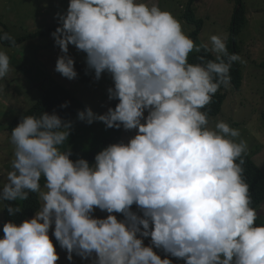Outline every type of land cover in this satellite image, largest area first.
Listing matches in <instances>:
<instances>
[{
    "label": "clouds",
    "instance_id": "1",
    "mask_svg": "<svg viewBox=\"0 0 264 264\" xmlns=\"http://www.w3.org/2000/svg\"><path fill=\"white\" fill-rule=\"evenodd\" d=\"M57 18L52 36L63 55L55 71L78 77L73 45L87 54L86 73L94 71L96 81L110 75L108 99L119 101L103 115L79 111L78 120L136 134L104 148L90 165L61 151L72 122L56 113L24 116L11 131L14 158L0 201L38 193L43 203L33 218L4 224L0 264H57L53 225L70 262L75 254L91 264H173L155 248L185 264H264V226L256 225L244 177L248 143L225 121L209 127L204 111L221 86L231 87L233 63H246L228 51L227 34L197 44L171 12L143 0H70ZM0 41L16 42L8 32ZM202 50L215 60L201 55L190 63V53ZM10 70L0 50V79ZM96 209L106 218H96ZM6 210L21 213L12 203Z\"/></svg>",
    "mask_w": 264,
    "mask_h": 264
},
{
    "label": "rangeland",
    "instance_id": "2",
    "mask_svg": "<svg viewBox=\"0 0 264 264\" xmlns=\"http://www.w3.org/2000/svg\"><path fill=\"white\" fill-rule=\"evenodd\" d=\"M70 0H0V32L5 30L15 40L24 41L15 46H8L0 41V50L10 57V72L0 79V188L7 182V174L11 171V160L14 158V145L7 128L14 118L28 110L37 100L53 86L61 85L78 98L85 110L91 108L97 115H103L112 108L115 100L109 101L107 89L114 87L108 73L96 81L94 71L85 76L69 80L55 71L57 59L63 55L55 44L49 29L60 27L57 14L67 12ZM151 6L158 4L162 10L171 12L183 25L186 35L194 27L182 17L189 0H143ZM246 11V23L238 36L239 55L246 63H240L242 86L240 90L227 89V98L219 116L209 121L214 128L218 121H225L231 127L239 129L241 136L248 143V155L264 172V0H242ZM238 0H194L192 9L197 19L203 21V29L199 36L201 42H208L211 35L227 34L235 10L239 8ZM33 33H46V36L30 38ZM27 37V38H26ZM214 56L215 54L212 53ZM69 55L75 60L76 71L86 67L87 54L75 46H69ZM147 115V113H145ZM72 132L86 134L87 146L94 147L97 139L106 137L107 126L101 121L91 125L78 120L72 124ZM136 134V130L123 129L121 142L127 143ZM95 163V162H94ZM93 163V164H94ZM42 190H46L43 189ZM40 199V198H39ZM41 201V200H40ZM41 201V206H42ZM5 204L0 201V230L4 219ZM139 215L138 208L134 210ZM258 218L264 222V202L257 208ZM117 217L121 214L114 213ZM107 212L96 209V218H106ZM31 219V218H29ZM50 230V238L57 241ZM145 246H150L151 239H144ZM161 258H170L173 264H185V261L171 257L161 249H155ZM60 260L57 264H91V260H82L73 254V261L67 259V252L57 249ZM95 255V254H94Z\"/></svg>",
    "mask_w": 264,
    "mask_h": 264
},
{
    "label": "trees",
    "instance_id": "3",
    "mask_svg": "<svg viewBox=\"0 0 264 264\" xmlns=\"http://www.w3.org/2000/svg\"><path fill=\"white\" fill-rule=\"evenodd\" d=\"M194 3V0H189L188 6L183 13L182 17L183 19L191 26L194 27V30L188 35L190 38H192L197 44H200L201 41L199 39V36L203 29V21L200 19H197L195 16V13L192 9V4ZM239 8L235 10V13L232 17V22L230 24L229 29V36L226 41L228 51L230 53H236L239 54V45H238V36L242 31V28L245 26L246 23V11L244 9V6L242 4V0H238ZM56 27H53L52 29H49L48 33L51 34ZM4 32H7L6 30ZM46 33H33L30 35V38H35L38 36H46ZM27 38V37H26ZM25 38L15 40V44H11L9 41H4L8 46H15L16 44L24 41ZM205 56L208 60H215V56L211 52L205 53L203 50L200 53L192 52L189 55V62L196 64L200 63V61L197 59L198 56ZM86 67H81L77 70L79 73L80 79L85 80V76L87 74H90V72L86 73ZM231 75V87L235 90H240L242 86V73L240 64L238 62H234L233 66L230 70ZM227 89L221 86L220 90L215 94L213 97V102L207 106L204 111H209V121L212 118H215L220 115L222 111L223 104L227 98ZM70 102V103H68ZM65 103H68V107L64 108L61 107ZM119 103L118 100H115L112 104V108L114 109L116 105ZM85 110V106L83 103L76 98L70 90L67 88L56 85L50 88L49 90L45 91L44 94L37 100L35 104H33L28 110L24 111L22 114L17 116L13 119V121L8 126L7 130L9 134L11 135V131L18 126V124L21 122L22 118L24 116H37L39 117L42 113L47 112L48 114L56 113L59 115L62 120L65 122H72V124L76 121L78 117V112ZM262 120L264 121V112L262 113ZM123 134V128L121 127L119 130L115 128H107L106 129V137L102 139H97L96 145L94 147L87 146V140H86V134L81 133L79 131L72 132V129L70 131L69 140L66 141L61 146V151H69L71 150L72 155L70 159L73 161H76L77 159L83 158L86 159L90 165L95 162V156L102 151L104 148L108 147L111 144L120 143L121 137ZM243 159L245 160V164L243 165L245 171H244V177L246 182L250 186V194L252 198V205L255 210L264 202V172L259 168V166L254 162V160L246 154ZM44 179H41V186L43 188L44 185ZM9 203H12L13 206H19L21 209V213L16 214V216H11L7 210L6 207ZM5 204V211H4V219L3 224L0 230V239L4 237L3 233V226L6 222L13 221L17 224H20L25 219L33 218L36 211H38L41 208V201L39 199L38 193H30L29 199L26 201H15V202H7L4 201ZM137 208L136 205L132 206V211H134ZM118 219H124L123 215L121 214ZM257 226H264V222L260 220L259 218L256 221ZM54 246L57 249H62L58 242L54 244ZM64 250V249H63Z\"/></svg>",
    "mask_w": 264,
    "mask_h": 264
}]
</instances>
